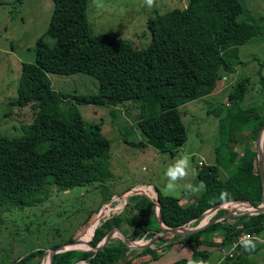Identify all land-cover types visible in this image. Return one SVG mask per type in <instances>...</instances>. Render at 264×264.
Wrapping results in <instances>:
<instances>
[{"label": "trees", "instance_id": "1", "mask_svg": "<svg viewBox=\"0 0 264 264\" xmlns=\"http://www.w3.org/2000/svg\"><path fill=\"white\" fill-rule=\"evenodd\" d=\"M52 1L45 33L55 42L50 46L42 37L38 38L35 60L21 63L17 95L10 101L18 107L34 106V117L22 125L19 136L10 138L0 133V225L4 222L5 210L40 204L54 189L66 191L111 178V142L103 134L101 123L84 119L78 105L115 107L127 100L138 102L137 126L145 142L137 144H149L173 154L187 139L179 106L213 93L217 81L222 78L221 73L234 72L240 63L239 45L264 33V21L239 20L244 11L239 0H186L182 8L156 13L149 18L151 41L144 48H136L114 33H94L87 18L88 0ZM15 2L20 4L24 0ZM78 72L97 80L96 92L62 93L53 89L48 76L49 73ZM255 74L260 92L264 94L262 68ZM251 79L250 75L239 78L227 95L226 112L231 124L237 120L241 122L236 112L243 111L246 119L242 125H248L245 129L249 130L254 142L247 144L237 156V166L242 173L220 179V168L216 164L203 163L197 173L203 191L189 206H183L180 198L156 189L159 216L164 226L179 227L194 217V224H197L200 214L229 200H242L252 205L261 203L263 185L254 146L264 113L255 106H243L247 93L253 89ZM208 112L218 115L220 110ZM262 147L264 154V139ZM101 188L105 190L101 202L95 209H88L82 224L90 222L100 204L115 194L105 185ZM222 193L226 194L223 198ZM191 208L194 215L190 214ZM156 212V204L148 197L133 194L120 212L94 228L90 242L97 245L115 226L132 242L147 240L161 228V224L156 229L151 226V217L158 219ZM225 212L219 208L215 217ZM231 218L218 220L185 236L161 235L152 247L141 250L131 249L122 239L113 237L96 251L69 249L58 252L52 264H146L143 256L156 258L159 249H170L176 242L188 246L191 255L177 259L174 264H188L189 260L204 264L210 251L200 249V245L228 246L242 233L258 235L264 228V212ZM72 240L70 236L65 242L37 247L9 264H42L47 249ZM254 241V251H246L238 242L234 253H221L223 257L217 264H254L247 259V255L260 249L258 241Z\"/></svg>", "mask_w": 264, "mask_h": 264}, {"label": "rangeland", "instance_id": "2", "mask_svg": "<svg viewBox=\"0 0 264 264\" xmlns=\"http://www.w3.org/2000/svg\"><path fill=\"white\" fill-rule=\"evenodd\" d=\"M239 1L244 8L239 20L253 23L264 21V0ZM185 4L186 0H155V5L149 8L145 0H88L87 18L94 33L111 32L128 40L136 48H144L151 41L148 19L156 13L182 8ZM52 7V0H24L20 4L15 0H0V133L10 138L21 135L22 125L31 122L34 117V106L18 107L11 105L10 101L17 95L21 63L35 60L38 38L42 37L50 46L55 42L54 38L45 33ZM238 48L240 63L234 72L226 75L225 72L221 73L222 78L217 81L213 93L179 106L187 139L173 154L157 150L149 144H137L139 141L145 142L137 126L138 102L127 100L115 107L107 104L78 105L84 119L101 123L103 134L111 142L112 176L104 182L75 186L66 191L54 189L51 196L40 204L5 210L4 222L0 225V264H9L16 257L23 256L37 247H50L65 242L70 236L73 239H82L97 212L87 224H82L83 219L88 209H95L101 202L102 194L105 193L101 188L103 185L114 191L122 202V205H114L113 211L118 213L125 205L120 195L125 193L127 200L131 195L139 194L138 189L144 183L151 184L155 194V189H158L163 194L192 202L203 191V183L197 178L198 170L202 166L201 160L204 165L216 164L220 168V179L242 173L237 166V156L247 144L252 145L254 142L250 139L249 130L245 129L248 125H242V121L246 119L243 111L236 112L241 122L237 120L231 124L226 112L229 107L227 95L239 78L250 75L254 85L243 100V106H255L260 113H264V94L260 92L255 77L260 67L264 73V33L251 37ZM48 76L53 89L66 94H91L98 88L95 78L81 72L49 73ZM216 109L220 110L218 115L208 112ZM231 136L233 139L229 140ZM185 156L189 159L187 177L176 182L174 192L166 191L167 168ZM188 184L193 185L196 190L186 188ZM238 202L240 201H234ZM232 207L228 205L222 209L227 211ZM247 210L250 209H239L237 212L245 213ZM190 214L193 215L192 208ZM215 214L216 211L208 214L207 218L202 215L201 219H207L208 222ZM194 220L188 223L187 229L196 225ZM159 224L157 217L152 216V229H156ZM115 234L120 236L118 232ZM213 239L217 240L215 237ZM257 241L260 249L247 255V259L254 264H264V228L258 234ZM202 247L209 248L207 244ZM222 248H211L204 264H217L223 257ZM182 249L188 251V248ZM174 251L173 248H163L158 253L166 258H175L178 252L175 255ZM47 257L48 250L44 264Z\"/></svg>", "mask_w": 264, "mask_h": 264}, {"label": "water", "instance_id": "3", "mask_svg": "<svg viewBox=\"0 0 264 264\" xmlns=\"http://www.w3.org/2000/svg\"><path fill=\"white\" fill-rule=\"evenodd\" d=\"M263 139H264V122L261 124V126L259 127L257 134H256V138H255V150H256V158H257V165H258V169H259V175H260V179L263 185V192H262V200L261 203L258 205H252L248 202V205L250 207H252L251 210H247L245 213L242 212H237L236 209H229L227 210L223 215L219 216V217H214L211 220H209L208 222L205 223H201V220L194 226L191 227L189 229L185 228V224L181 225L179 227H175V228H171V227H167L164 226L163 224H161V220H160V216H159V207H157V214H158V221L161 224V228L159 231L154 232V234L147 240L137 243L135 241H130L127 237V235L123 232V230L117 226L112 227L103 237V239L95 246H93L90 242V239L86 241L88 248H82V247H78V245H80L82 243V239L80 238H76L73 239L72 241H69L67 243H62L57 245L54 248H49L48 250V261L46 264H52L53 263V259H54V255L58 252L61 251H65V250H69V249H83V250H89L92 249L94 251L103 248L109 241L111 238L113 237H117V235L115 234L116 232H118L120 234L119 237L123 240V242L125 244H127L131 249H136V250H141L144 249L146 247H152L154 242L158 239L159 236L161 235H165V234H171V235H179V236H185L189 233H193L196 232L200 229H202L203 227H205L208 224L214 223L218 220L227 218V217H232V216H237L239 214H259V213H263L264 212V154H263ZM240 202H245L242 200H237ZM220 208V204L216 207L207 209L206 211H204V213L202 215H205L206 213H215V211H217ZM200 215V219L201 216ZM196 219V218H195Z\"/></svg>", "mask_w": 264, "mask_h": 264}, {"label": "built area", "instance_id": "4", "mask_svg": "<svg viewBox=\"0 0 264 264\" xmlns=\"http://www.w3.org/2000/svg\"><path fill=\"white\" fill-rule=\"evenodd\" d=\"M204 162L203 160L200 161V164L202 165ZM138 189V188H137ZM156 190V189H155ZM138 193L139 194H142L146 197H148L151 201H153L155 204H156V210H157V207H158V201H157V191H156V194L154 193V187L149 184V183H144L143 185L140 186V188L138 189ZM114 199L112 197L111 200L107 201V202H104L101 204V207L98 209L97 213H96V216L93 218V220L91 221V223H95L96 226L103 220L109 218L111 215L115 214L114 211H113V208H114V205H116V203L122 205V202L119 201V198L117 197L118 195L117 194H114ZM121 198L124 200V203L126 204L127 200H126V196H125V193H123L122 195H120ZM234 201H237V200H229V201H225L223 203L220 204V208L222 207H227L228 205H231L233 206L231 209H236V210H239L237 207H236V204L237 206L238 205H246V203L244 202H238V203H234ZM260 204V203H259ZM248 205V203H247ZM124 207V206H123ZM250 207V206H249ZM252 209V207H250ZM250 209V210H251ZM208 214H213V213H206L204 217H208ZM204 218L201 219V223H205L207 222V219L206 221H204ZM90 223V224H91ZM189 224L186 223L184 226L185 228L187 229ZM95 226V227H96ZM94 227V228H95ZM94 231V230H93ZM93 234V233H92ZM252 236L253 239H258V235H256L255 233H242L241 235L238 236L237 240L236 241H232L228 246L227 245H224L223 248L221 249V252L223 255H229V254H232L234 253L235 251V248L238 244V242L240 241L241 237H245V236ZM47 263V262H46ZM45 263V264H46ZM44 264V262H43Z\"/></svg>", "mask_w": 264, "mask_h": 264}, {"label": "clouds", "instance_id": "5", "mask_svg": "<svg viewBox=\"0 0 264 264\" xmlns=\"http://www.w3.org/2000/svg\"><path fill=\"white\" fill-rule=\"evenodd\" d=\"M145 4L147 5V7L151 8L155 5V0H145ZM188 167H189V159L188 157L185 156V157H181L180 159L176 160L174 164H171L167 168L166 173H165L168 179V183L165 185L166 191L174 192L176 190V187H177L176 182L187 177ZM186 188L190 190H196V189H193V185L191 184L186 185ZM225 195H226L225 193H222L221 198H223ZM239 243L248 252H252L256 248V242L254 241L253 237L250 235L241 237ZM188 264H196V262L193 260H189Z\"/></svg>", "mask_w": 264, "mask_h": 264}, {"label": "crops", "instance_id": "6", "mask_svg": "<svg viewBox=\"0 0 264 264\" xmlns=\"http://www.w3.org/2000/svg\"><path fill=\"white\" fill-rule=\"evenodd\" d=\"M135 186V185H134ZM180 203L183 205V206H189L192 202L191 201H188V200H182V199H180ZM195 214V213H194ZM193 214V215H194ZM193 219H195V217L194 218H192L190 221H193ZM189 221V222H190ZM188 222V223H189ZM205 245V244H204ZM204 245H200L199 246V248L200 249H207L208 251H211L212 249L211 248H214L215 246H218L217 244H214V245H208V247L209 248H205V247H202V246H204ZM182 247H184V248H188V251H182L183 249H182ZM221 247H223V246H218V248L220 249ZM171 248H173L175 251V255L177 254V252H178V255H177V257H175V258H172V257H167L166 258V256L164 257V255L162 254H159L158 253V257H156V258H151L149 255H145V256H143V260L144 261H146V264H174V262L177 260V259H179V258H182V257H185V258H189L190 257V255H191V250H190V248L188 247V246H185V245H182L181 243H174V245L173 246H171ZM158 251H161V249H159ZM180 254H182V255H180ZM161 256H163L162 258L164 259V258H166V259H162V258H160ZM170 258H172V259H170ZM47 261H48V257H47ZM46 261V262H47ZM44 262V261H43Z\"/></svg>", "mask_w": 264, "mask_h": 264}, {"label": "bare ground", "instance_id": "7", "mask_svg": "<svg viewBox=\"0 0 264 264\" xmlns=\"http://www.w3.org/2000/svg\"><path fill=\"white\" fill-rule=\"evenodd\" d=\"M118 206V205H117ZM236 206H237V204H236ZM232 207V206H231ZM237 208L238 209H240V210H243V209H251L250 207H249V205H238L237 206ZM204 221H206V220H203V222ZM96 226V224L95 223H92L91 224V226L87 229V231L83 234V236H82V241H83V244L82 245H78V247H83V246H86L87 245V243H86V241L87 240H89V237L91 236V234L93 233V230H94V227Z\"/></svg>", "mask_w": 264, "mask_h": 264}]
</instances>
